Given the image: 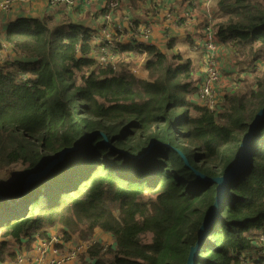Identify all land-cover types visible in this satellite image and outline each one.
Wrapping results in <instances>:
<instances>
[{"label":"trees","instance_id":"16d2710c","mask_svg":"<svg viewBox=\"0 0 264 264\" xmlns=\"http://www.w3.org/2000/svg\"><path fill=\"white\" fill-rule=\"evenodd\" d=\"M186 1L191 7L197 0ZM213 2L215 33L234 48L243 84L219 111L191 100L197 91L185 96L195 84L192 35L178 54L172 39L167 52L120 48L129 55L102 51L91 42L100 27L67 17L8 24L15 58L0 64V263L30 249L37 234L50 242L49 229L59 227L64 243L97 232L114 241L106 249L96 244L80 264H187L218 188L197 174L224 176L264 108V69L257 65L264 61V7ZM137 65L144 77L135 75ZM12 66L29 77L6 72ZM74 147L9 206L5 197L16 199L29 175ZM252 153L250 168L227 187L196 264H264V116Z\"/></svg>","mask_w":264,"mask_h":264},{"label":"built area","instance_id":"2783aa9c","mask_svg":"<svg viewBox=\"0 0 264 264\" xmlns=\"http://www.w3.org/2000/svg\"><path fill=\"white\" fill-rule=\"evenodd\" d=\"M40 0H0V11L4 12L7 15H11L15 12V8L23 7V6H31ZM48 5L52 8L56 7H64L70 9L75 13L82 12H90V13H99L101 18L104 19V24L111 25L113 17H115L123 8V5L128 0H46ZM134 1H142V0H134ZM144 1H153V0H144ZM203 3L205 18L203 23L200 25L199 35H201V41L198 45H196L195 49L191 53V62L190 69L192 75L194 76L195 85L189 91H197L199 95L205 99H211L218 92V86L222 82V73L220 70L219 62H218V53L220 51V42L217 38V35L214 30L216 16L217 14L213 10L214 2L213 0H200ZM98 5H101L99 8ZM191 13H187L185 15L178 16L176 21L182 20V18H191ZM126 26L129 29V37L127 40H123L121 35L117 38L118 40H113L116 35L113 33L108 35V27H100V31L98 33H93L91 40L99 43L102 46V51L106 53H112V48H116L115 51L119 50V43L123 46L127 47H137L142 45H149L150 37L152 34L151 25L148 27L146 23L135 20L134 17H130L126 19ZM137 24H136V23ZM137 25L139 26L137 28ZM90 29H95L92 25L87 26ZM124 31V29L119 32ZM0 41L3 44V51L0 54V64L6 63L8 61H12L15 58V55L10 47V45L6 42V40L2 41L0 37ZM118 42V43H117ZM117 43V44H116ZM119 53V52H118ZM122 53V51H121ZM124 54L129 53L132 55L133 52H123ZM8 54V59H6ZM6 59V60H5ZM205 60V62L202 61ZM103 63H106L107 60L105 58H101ZM136 76L144 77L143 72H136ZM20 78H28L29 75L27 73L22 72ZM50 237V242L43 240L39 235H36L34 239L36 242H39L37 246L33 249L32 256V264H62L64 262V258L57 257L54 258L51 252L55 245L60 246L62 241L59 237L52 236L50 231L48 232ZM51 243L53 245H51ZM64 243V242H63ZM90 243L87 251L92 248L97 242L89 241ZM86 244V243H83ZM86 251V252H87ZM85 252V253H86ZM81 254L79 258L84 255ZM22 253H18L20 255ZM22 257H19V263H23Z\"/></svg>","mask_w":264,"mask_h":264},{"label":"crops","instance_id":"0c3cea01","mask_svg":"<svg viewBox=\"0 0 264 264\" xmlns=\"http://www.w3.org/2000/svg\"><path fill=\"white\" fill-rule=\"evenodd\" d=\"M130 1H133V0H128L124 3L122 10L115 17H113L111 25H109V27H108V24L106 23L104 24V19L101 18V15L97 12L93 14L90 12L75 13L71 11L70 9H68V12L59 11L57 13L54 11L55 8H52L51 6H49L46 0H40L39 2L31 6H23V8L17 7L15 8V12L9 16L11 17L10 21H12V19L15 20V19H20V18H43L45 16H50V15L55 16L58 19L67 17V18L72 19V21L76 24L81 23V24H84L85 26L92 25L94 28L107 26L108 35L112 33L116 35L113 40H118L117 37L119 35H121V38H124L123 40H127L129 37V29L126 26L127 24L126 19L130 18V15L123 16V14L127 13V9L125 8L129 6ZM160 1L161 0L136 1V2L145 3L148 8L154 5L153 7L157 10L156 14H151L149 11H146L144 8H141V7H138L137 10L133 12V15L134 14L136 15V17H134L135 20L138 19L139 21L146 23L147 27L149 25L152 26L151 29H152V32H154V38L149 43V45H152V46L157 45L160 48H163L165 46V43L164 44L161 43V40L164 39L163 38L164 29H167V33L169 32L172 34L174 33L173 36H175L174 38L176 40V46L181 43H185V40L188 35L194 36L196 38V45H198L199 42L201 41V35H199V31L201 30L200 25L203 23L204 18H205V11H204L203 3L200 0H197L193 4V6L196 5V7H193V6L190 7L189 6L190 2L186 0H163L164 1L163 5L169 4L170 6H174L175 11L172 17L162 22L160 21V18L163 15V11L161 9V4L159 3ZM247 2L249 4H254V5H257V4L264 5L262 0H247ZM98 7L100 8L101 5H98ZM213 10L215 11L216 14H218V10L215 7V5L213 7ZM187 13L192 14L190 19L186 17V18H182V20L180 21H176V18L178 16L185 15ZM83 15L86 16L85 17L86 22L85 21L78 22L77 19L81 18ZM92 19H98L99 23L92 24L90 22V20ZM184 19L186 20L183 21ZM122 29H124V31L119 32ZM122 47H125V46L119 43V50H118L119 53H121L120 48ZM183 47L187 48V43H185L184 46L179 47V50L180 48H183ZM191 52L192 50L189 49V53H188L189 57L191 55ZM217 57H218L220 70L223 76L222 83L220 86H218L220 90L221 87L225 86L224 81H229L234 76V71L236 69V67L234 69V65H235L234 48L230 45L224 46L220 44V51ZM228 58L231 60H229ZM202 61L205 62L204 59H202ZM230 64H231V67H230ZM258 65H259L258 68H260V70L264 69V61H263V64L259 63Z\"/></svg>","mask_w":264,"mask_h":264},{"label":"rangeland","instance_id":"374dc122","mask_svg":"<svg viewBox=\"0 0 264 264\" xmlns=\"http://www.w3.org/2000/svg\"><path fill=\"white\" fill-rule=\"evenodd\" d=\"M163 2H164L163 0H161L159 2L161 4V9L163 11V15L160 18V21H162V22L166 21L167 19L172 17L174 15V11H175V7L174 6H170L169 4L163 5ZM262 2L264 3V0H262ZM257 5H262L264 7L263 4H257ZM153 6L148 8L145 3L136 2V1L133 0V1H130L129 6L127 8H125V9H127V13L123 14V16L130 15V17H136L135 14L133 15V12L135 10H137L138 7L144 8L146 11H149L151 14H156L157 10ZM54 11L57 12V13L59 11L68 12V9L64 8V7H56L54 9ZM128 12H130V13H128ZM85 17L86 16L83 15L81 18H78L77 21L78 22H80V21H83V22L85 21L86 22V18ZM10 19H11V17L9 15H7L4 12L0 11V29L2 30V34H0V37L2 38V41L6 40L5 38H6V33H7V26L11 22ZM90 22L92 24H98L99 20L98 19H92V20H90ZM163 33H164V35H163L164 39L161 40V43L162 44L165 43V46L163 48H160L157 45H155V46L158 49L167 52L168 51L167 50V45L169 44V42L172 39H175L174 38L175 36H173L174 33L173 34L170 33V32L167 33V29H164ZM153 38H154V32H152L149 41L151 42ZM91 41L92 42H96L94 40H91ZM184 45H185V43H181V44L175 46L172 49V51L178 54L179 53V47H182ZM150 46H152V45H150ZM145 56H147L146 53H145ZM133 57H135V56L133 55ZM6 59H8V54H7ZM229 60H231V59H229ZM142 62H143V59H140L139 62H138V65L141 64V67H142ZM259 63L263 64V61L261 60V61L258 62V64ZM138 65H137V68L134 69V73H135V71L136 72H143V70ZM13 67H15V66H12V67L8 68L6 70V72L11 70V71H15L18 74L22 73L19 69H13ZM230 67H231V64H230ZM234 69H235V65H234ZM191 74H192V72H191ZM19 77H20V75H19ZM222 79H223V76H222ZM224 83H225V86L221 87L220 90L218 88L217 94L215 96H213L209 100L201 97L199 95V93H197V95H194L190 99L193 100V101L198 100L199 102L210 106L212 109H214L216 111H219L220 105L224 102L225 95L228 94V93H233V92H235V90H238V89L243 87V84L241 83V79L239 77H237L236 69L234 71L233 78H231V80H229V81H224ZM189 91L187 93H185V96L188 99L190 97L189 95H192V93L194 92V91H192V92H189ZM49 231H50V234L52 236H56V237L60 238V229H59V227H53L52 229H49ZM37 235H39V234H37ZM92 240L94 242H97V244H100L101 246H103L105 249L111 247L112 245H114V241L111 239L110 235H107V234L102 233V232H97L95 236H93L92 238H90L88 240H85V241L74 240L71 243H63L62 242V244L60 246L55 245L54 248H53V251L51 252V254L54 253L53 254L54 258H57V257L64 258L65 260H64V262L62 264H80V261H81L82 257L79 258V256L87 251V249H88V247L90 245V243H87V242L92 241ZM38 243L39 242L32 243V247L30 249H24L23 248V250H25V251H23L22 254L18 255L17 257H15L12 260H9V261H6L5 263H0V264H32L33 249L37 246ZM83 243H86V244H83ZM51 245H53V244L51 243ZM19 257H22V259L24 260L23 263H19Z\"/></svg>","mask_w":264,"mask_h":264},{"label":"water","instance_id":"95a60500","mask_svg":"<svg viewBox=\"0 0 264 264\" xmlns=\"http://www.w3.org/2000/svg\"><path fill=\"white\" fill-rule=\"evenodd\" d=\"M263 116H264V108L258 112L255 118V121L252 123L249 131L245 135V138L241 144V152H240L239 160L228 170V172L224 176L218 177V178H209L208 176L203 175L201 173L197 174L204 182L218 184V188H217L215 204L212 208V211L210 212L209 217L205 220V222L203 223L200 229V238L197 244L194 247H192L190 257H189L187 264H196L200 246L206 240L207 235L212 225L215 223L217 218H219V213L222 207L223 200L225 198V192H226L227 187L233 181L240 179L246 173V171L250 168L253 162L252 140H253L255 131L257 129L258 123L261 121ZM106 142L108 143L107 139H106ZM75 150L76 149L74 147V148H69V149L62 151L59 157L55 159L54 161H52L43 170L29 175L26 178L23 188L19 196L16 199L10 198L9 196L5 197L9 202V206L15 207L20 202H22L24 199H26L27 195L29 194L30 187L34 185L37 181H39L41 178L45 177L46 175H49L52 169L55 168V166L57 167L59 163L62 162L61 164H63L65 156L74 152ZM185 159L188 162L186 157Z\"/></svg>","mask_w":264,"mask_h":264}]
</instances>
